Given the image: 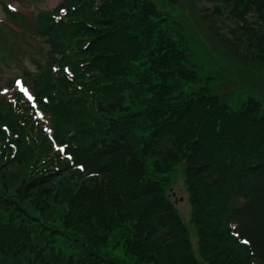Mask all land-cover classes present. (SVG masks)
Segmentation results:
<instances>
[{
    "label": "trees",
    "instance_id": "trees-1",
    "mask_svg": "<svg viewBox=\"0 0 264 264\" xmlns=\"http://www.w3.org/2000/svg\"><path fill=\"white\" fill-rule=\"evenodd\" d=\"M70 1L31 27L47 44L24 71L34 102L0 95V264H264V105L232 109L156 2ZM220 1L209 29L264 64V0ZM180 166L201 260L172 200Z\"/></svg>",
    "mask_w": 264,
    "mask_h": 264
},
{
    "label": "rangeland",
    "instance_id": "rangeland-1",
    "mask_svg": "<svg viewBox=\"0 0 264 264\" xmlns=\"http://www.w3.org/2000/svg\"><path fill=\"white\" fill-rule=\"evenodd\" d=\"M152 1L156 2L161 10L173 13L175 16L171 19L175 23L178 19L186 29V34L192 40L191 48L193 46L192 52L199 62L198 66L203 70L207 69V72L200 69V73L210 74L214 77L212 87H216L217 94L226 96L225 99L232 109H239L249 97L257 99L264 105V64H257L247 61L242 56L233 55L229 51V46L224 44L213 30L209 29L210 19H204V16L211 15L218 6V8L226 9L223 2L220 0H180L177 6L172 7L169 6L170 3L167 0ZM4 3L7 7L9 5L10 10L18 16L17 18L7 14ZM64 3H66L65 0H0V30H2L0 32V43L5 44L7 51L6 44L8 43H5L6 34L4 32L10 37H14L11 43H15L14 51L10 50L13 52L10 59L0 64L1 97L11 99L16 90L21 91L24 82L28 83L24 78V71L27 70L34 75H38V63L46 64L47 44L43 39H33L31 27L36 25L41 14L53 13ZM71 3L69 0L66 5H72ZM73 4L75 3L73 2ZM224 14H226L225 10ZM217 22L221 26V31L219 30L221 37L226 40L229 39L232 36L229 35V28H235V22L229 17L225 18V16H219ZM176 26V24H172V28ZM27 39L31 40L27 42ZM209 55L212 56V59L209 58ZM19 77L21 79L16 80ZM29 85H27L28 93L32 96ZM24 97L27 99L26 96ZM50 111L44 112L42 110L41 114L45 115V119H50L52 117ZM182 170L183 166H180L172 176L174 182L173 191L171 192L172 200L176 203L181 217L189 229L194 253L197 259L201 260L199 239L197 230L191 220L192 207ZM119 235L120 233L116 232L115 238ZM119 254L114 253L113 255L119 256Z\"/></svg>",
    "mask_w": 264,
    "mask_h": 264
},
{
    "label": "snow or ice",
    "instance_id": "snow-or-ice-1",
    "mask_svg": "<svg viewBox=\"0 0 264 264\" xmlns=\"http://www.w3.org/2000/svg\"><path fill=\"white\" fill-rule=\"evenodd\" d=\"M24 91H27V89H24ZM29 99L31 100V99H32V97H31V96H29Z\"/></svg>",
    "mask_w": 264,
    "mask_h": 264
}]
</instances>
